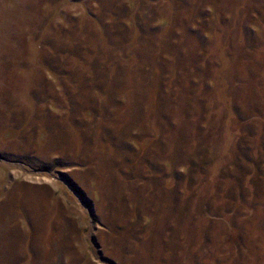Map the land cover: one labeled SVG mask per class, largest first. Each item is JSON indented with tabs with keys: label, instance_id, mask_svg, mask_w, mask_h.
<instances>
[{
	"label": "rangeland",
	"instance_id": "rangeland-1",
	"mask_svg": "<svg viewBox=\"0 0 264 264\" xmlns=\"http://www.w3.org/2000/svg\"><path fill=\"white\" fill-rule=\"evenodd\" d=\"M0 264H264V0H0Z\"/></svg>",
	"mask_w": 264,
	"mask_h": 264
}]
</instances>
